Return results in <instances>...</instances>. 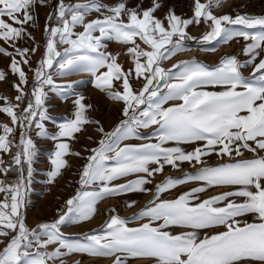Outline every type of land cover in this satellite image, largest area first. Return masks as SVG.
<instances>
[{"label":"snow or ice","instance_id":"obj_1","mask_svg":"<svg viewBox=\"0 0 264 264\" xmlns=\"http://www.w3.org/2000/svg\"><path fill=\"white\" fill-rule=\"evenodd\" d=\"M220 2L208 0L204 4L196 0L195 22L199 23L200 18L210 21L209 30L197 38L186 31L193 19H182L173 10L165 16L166 28L154 15L162 7L158 0L142 11L139 5L128 7L126 0L114 6L105 5L101 0L76 4L56 0L46 19L45 51L34 70L33 86L25 92L28 79L21 65H29L30 55L39 46L21 49L16 47V42L25 36L35 39L24 26L35 24L34 5L48 7L49 0H0V39L14 50L9 52L0 47V54L10 58V71L18 75L19 81L13 83L17 103L11 104L7 97H0L7 102L0 111L20 128L19 142L15 143L9 138L10 134L14 137L15 127L0 125L3 132L0 153H11L12 147L16 148L7 165L0 155V173L6 176L15 171L17 174L11 183L0 180V193L5 194L0 200V264H49L55 260L65 264L63 258L76 253L112 257V264H129L131 260H142L145 264H264V155H260L264 152V59L256 63L260 51H264V32L252 35L228 27H264V15L216 16L211 8L218 7ZM92 12L100 15L86 22ZM53 19L59 26H51ZM77 26L83 30L76 32ZM234 37L251 39L243 49L250 57L248 60L241 62L235 56H225L213 70L194 59L180 61L172 68L162 66L184 50L186 40L198 39L201 44L216 40L227 43ZM137 40L147 45V49H142ZM111 42L131 46L126 48V53H112L107 50ZM58 44L66 45L62 52L57 50ZM121 54L131 57L133 68H123L118 62ZM16 56L21 59L17 60ZM57 57H60L58 61ZM54 62L58 65L56 75L74 71L92 74L97 89L123 103V118L109 132L98 126L101 138L97 147L87 149L90 154L79 172L80 188L65 201L63 210H58V218L29 228L23 208L37 152L28 128L39 115L36 134L48 136L42 123L48 118L44 108L45 87L60 90L71 86V83L56 84L53 75L46 71ZM246 67L252 68L248 77L241 71ZM6 77L0 70V81ZM132 79L142 80L138 90L133 89ZM116 81L121 82L122 91L114 90ZM208 86H220L223 90L209 91ZM26 98L27 105L21 108ZM83 100L81 95L73 101L75 118L59 124L58 132L51 136L57 143L48 183L67 166L66 155H81L70 153L69 144L63 138L74 139L85 124L99 125V121L86 118L85 110L91 105H85ZM170 101L178 102L170 104ZM149 128L151 136L138 137V130ZM130 137L149 142L121 143ZM169 142L173 146H165ZM182 145L194 147L187 151ZM245 151L254 153V157L243 159ZM212 155L221 162L202 166L195 173L184 172L181 177H166L155 185L152 199L133 216L147 222L130 227L126 218L110 215L98 234H85L86 242L69 241L61 231L64 225L93 219L97 214L96 205L106 197L152 191L145 185L152 183L155 174H162L166 165L176 170L183 162L204 165L205 158ZM127 176L135 178L114 183ZM188 182H199V186L174 199H160L162 193ZM213 187L232 190L200 200V194ZM233 197L242 200L237 202ZM135 204L133 200L126 206L131 208ZM245 216H252L253 221L243 220ZM170 227L189 231L173 234L167 230ZM213 227L224 230L212 235L205 233L200 238L201 230ZM51 245L57 247L48 251Z\"/></svg>","mask_w":264,"mask_h":264},{"label":"rangeland","instance_id":"obj_2","mask_svg":"<svg viewBox=\"0 0 264 264\" xmlns=\"http://www.w3.org/2000/svg\"><path fill=\"white\" fill-rule=\"evenodd\" d=\"M86 0H64L65 4H76L84 3ZM101 2L108 6H114L121 2V0H101ZM162 5L154 15L164 22L165 27H168V21L165 19L166 14L169 10H173L175 14L182 19H193V23L186 29L187 33L192 37H201L204 33L209 30L210 21H206L200 18V22L196 23L194 19V10L196 0H158ZM128 7L140 6L141 11L149 8L153 4V0H126ZM200 3L207 4L208 0H200ZM56 6V0H49L48 7H42L40 5H34L32 14L37 17L34 26L32 24L25 25V29L35 39H29L25 36L16 42L17 48H33L37 45V51L31 54L29 57V65H21L23 70L27 74L28 83L24 86L25 92H28L34 83V70L38 66V62L45 51L46 33L44 31L46 19ZM211 11L214 15L220 16L227 14L232 18L237 15H252L262 16L264 15V0H221L219 6H213ZM109 13H105L107 15ZM100 13L92 12L86 17V22L97 18ZM6 21L11 23L7 17L4 18ZM70 19V17H69ZM19 27V25H15ZM51 26H59L55 19L51 22ZM234 30L247 31L252 35L264 32V27L256 26L253 28H246L243 25H229ZM83 29L77 26L75 31L80 32ZM98 34V33H97ZM251 39L245 41L243 37H234L232 40L225 43L222 40L211 41L207 44H201L199 40H186L184 41V50L177 52L171 59L163 63V67L172 68L173 64H177L180 61L196 60L208 66L209 70H213L219 65L221 58L225 56H235L239 61L243 62L248 60L250 57L243 52L246 44L251 43ZM137 43L142 49H147V45H144L141 41L137 40ZM131 46V45H128ZM118 42H111L108 44V51L112 53H126L128 47ZM0 47H4L7 51H14L8 42L0 39ZM66 45H57V50L63 51ZM17 60L21 58L16 56ZM60 57H57L58 61ZM260 59H264V51H260V55L257 57L256 63ZM118 62L122 64L125 70L133 68V61L127 54H121L118 57ZM57 63L54 62L51 69H46L49 74L53 75L54 82L58 85H67L71 83L70 87H64L60 90H53L46 86L45 91L47 92L46 102L44 108L47 109V119L42 121L44 123L48 136L41 137L37 136L39 129L36 128V122L40 121L39 115L34 118L33 124L28 128L29 136L34 140L36 144V157L33 162V174L31 183L27 187L25 193V205L23 208L24 215L26 217V224L29 228L35 227L41 222H52L58 218V210H63L65 201L73 196L76 191L80 188L78 184L79 172L84 165L85 157L90 153L87 149L95 148L98 146V140L101 138V134L97 131L98 126H103L105 132L112 131L115 126L120 122L122 117L123 103L110 98L105 91L97 89L95 80L92 74L85 71H74L65 75H56ZM0 70H3L7 77L4 81H0V97H7L11 104H16L15 97L17 91L13 87V83H18V75L13 74L10 71V58L6 55L0 54ZM177 69H173V72ZM243 75L248 77L252 72L251 67L241 69ZM130 83L134 90H138L142 86V80L132 79ZM114 90L122 91V84L119 81L114 82ZM120 85V89L117 85ZM206 90L209 91H220L223 90L220 86L212 87L208 86ZM83 96V103L85 105H91L90 108H86L85 116L92 121H99V125L96 124H85L84 130L80 133L75 134V138H63V142L69 144V152H79L80 156L68 154L64 157L67 162V166L62 168L61 174L54 179L52 183H48V172L53 170L54 165L51 164V159L54 157L56 150V143L51 139V136L58 132V125L68 120L74 119L75 106L73 101L79 96ZM178 101H170L169 103H177ZM7 102L4 99H0V108H2ZM27 105V98L24 103L21 104V108ZM144 107V106H141ZM43 109H37L41 111ZM19 111V109H17ZM7 124L9 127H15L14 137L10 134L9 138L14 139L15 143L19 142L20 128L14 126L9 116L0 111V125ZM0 134H3L2 128H0ZM152 129H140L138 130V137L151 136ZM91 137V139H88ZM149 140L144 138L130 137L129 139L122 141L121 143H132V144H143L148 143ZM151 142H155L152 139ZM165 146H173L169 142ZM187 151H191L194 145H182ZM16 151L13 146L11 153H0L3 156L5 165L11 159ZM254 153L245 151L243 159H250L254 157ZM264 155V152L260 153ZM206 163L204 165L196 164L193 166L188 162L180 164L178 170L172 166H165L162 174H155L151 179L152 183L145 185L146 188L151 189L149 192H133L127 194H121L118 196H109L99 201L96 205L97 214L88 222H83L75 225H64L61 227V231L65 233V238L69 241H80L86 242L85 234H98L101 226L108 220L110 215H118L121 218L128 220V226L137 227L141 223L147 222L146 219L133 218L135 213H138L142 208L145 207L147 202L152 199V193L155 190V185L163 181L166 177H181L184 172L195 173L200 167L212 166L221 161L215 155L205 158ZM227 159V157H225ZM113 163L112 161L108 162ZM156 167V165H151ZM135 176L123 177L114 183L121 184L127 180L134 179ZM0 180H4L5 183H11L12 177L8 174L5 176L0 173ZM199 186V182H188L177 186L176 188L162 193L160 199H174L181 193L188 191L192 188ZM83 190H91L85 188ZM232 190L230 187H213L204 193L200 194V200L207 199L208 197L215 196L218 193ZM4 193H0V200L4 199ZM237 202H240L242 198L233 197ZM136 201L135 206L129 208L126 204L129 201ZM114 209L115 211H111ZM243 220L248 222L253 221L252 216L242 217ZM92 230H96L93 232ZM173 234H179L181 232L189 231V229L182 227H170L167 229ZM222 227H213L199 232L200 238H203L205 233L208 235L215 234L219 231H223ZM2 246V245H0ZM57 245H51L47 250L52 251ZM34 251V250H33ZM62 251H65L62 249ZM65 264H74L79 261L80 264H112V257H96L89 255H82L79 253L65 256ZM49 264H60L59 260L50 261ZM129 264H145L142 260H131Z\"/></svg>","mask_w":264,"mask_h":264},{"label":"trees","instance_id":"obj_3","mask_svg":"<svg viewBox=\"0 0 264 264\" xmlns=\"http://www.w3.org/2000/svg\"><path fill=\"white\" fill-rule=\"evenodd\" d=\"M8 175L9 176H11L12 177V180L14 181L15 179H16V172L15 171H10L9 173H8Z\"/></svg>","mask_w":264,"mask_h":264},{"label":"crops","instance_id":"obj_4","mask_svg":"<svg viewBox=\"0 0 264 264\" xmlns=\"http://www.w3.org/2000/svg\"><path fill=\"white\" fill-rule=\"evenodd\" d=\"M117 85V88L120 89V85L119 84H116Z\"/></svg>","mask_w":264,"mask_h":264}]
</instances>
